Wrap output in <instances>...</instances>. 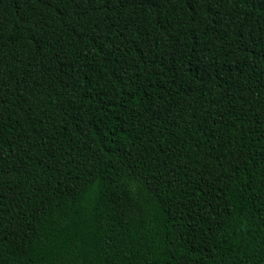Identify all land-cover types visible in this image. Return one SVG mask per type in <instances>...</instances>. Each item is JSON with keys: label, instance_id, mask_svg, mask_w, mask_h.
I'll list each match as a JSON object with an SVG mask.
<instances>
[{"label": "trees", "instance_id": "16d2710c", "mask_svg": "<svg viewBox=\"0 0 264 264\" xmlns=\"http://www.w3.org/2000/svg\"><path fill=\"white\" fill-rule=\"evenodd\" d=\"M0 264H264V0H0Z\"/></svg>", "mask_w": 264, "mask_h": 264}]
</instances>
